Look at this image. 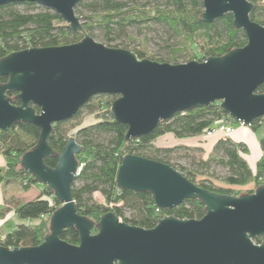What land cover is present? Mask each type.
I'll use <instances>...</instances> for the list:
<instances>
[{
    "label": "water",
    "instance_id": "1",
    "mask_svg": "<svg viewBox=\"0 0 264 264\" xmlns=\"http://www.w3.org/2000/svg\"><path fill=\"white\" fill-rule=\"evenodd\" d=\"M82 0H0L35 2L56 12L73 30L82 25L74 7ZM200 20L212 23L231 14L246 44L223 56L184 63L139 59L132 51L107 47L90 35L61 46L30 47L0 59V130L17 123L40 129L38 143L19 160L20 167L47 186L61 206L50 215L49 233L40 244L0 245V264H264V184L239 196L199 187L172 166L133 154L123 156L116 186L148 192L158 209L170 210L188 199L205 208L200 218L165 215L151 228L123 222L113 212L97 223L77 213L72 183L81 166L80 145L69 136L56 155L47 139L53 123L72 118L94 95H115L112 118L127 126L125 140L147 135L161 120L219 102L234 121L250 126L264 116V25L250 19L248 0H201ZM15 93L20 104L7 96ZM37 107L38 111L34 108ZM73 227L78 244L60 238ZM93 228L96 229L92 232Z\"/></svg>",
    "mask_w": 264,
    "mask_h": 264
},
{
    "label": "trees",
    "instance_id": "2",
    "mask_svg": "<svg viewBox=\"0 0 264 264\" xmlns=\"http://www.w3.org/2000/svg\"><path fill=\"white\" fill-rule=\"evenodd\" d=\"M252 3L250 19L264 25V0H248ZM203 11L201 0H82L74 7L82 29L73 30L56 12L35 2L8 3L0 6V59L12 51L30 47H48L73 44L90 35L107 47L132 51L139 59L146 58L158 62L184 63L191 60L203 61L208 57L223 56L229 51L246 44V35L233 24L232 15L226 14L212 23L200 20ZM151 24L165 26L178 38L174 46L167 48L166 56H157L146 50L124 42L114 43L127 37L131 39L129 28L145 30ZM1 77L0 82H5ZM258 93H264V83L258 86ZM7 96L19 105L14 93ZM98 98V102L94 100ZM115 95L97 94L92 96L76 113L65 121L53 123L47 139L54 155L44 158V163L55 167L59 154L69 136H75L80 145L76 159L81 166L72 183V196L78 214L98 222L100 216L113 212L123 222L143 228L153 227L159 218L172 215L177 218H200L205 213L204 205L197 199H188L170 209H158L148 192L119 189L116 175L123 156L133 154L168 164L178 170L188 180L210 192L239 196L252 193L264 184V135L259 139L262 155L252 170L244 154L248 152L243 142L229 138L219 139L206 159L196 157L201 152L197 147L174 146L156 147L154 141L159 136L172 133L177 138L192 137L206 133L220 121H234L219 105H207L177 113L169 119L161 120L147 135L125 140L127 126L115 121L110 106ZM37 111L38 108L34 107ZM95 115V121L79 127L74 135H67L63 124L80 115L82 110ZM253 131L264 128V116L256 118L249 126ZM40 129L31 123H17L7 131L0 130V154L5 166L0 169V183L8 185L18 182L22 191L32 186H42L39 195L31 200L19 202L10 197L3 211L11 207L20 220H30L11 227L0 236V245L8 248L30 247L41 243L49 233L51 213L61 206L46 185L39 183L19 165L22 154L32 149L39 140ZM102 136L99 140L98 138ZM176 155L186 157L188 165L172 161ZM214 164L226 170L223 177L211 172ZM244 193L237 187L248 186ZM99 191L105 204L91 199L93 192ZM127 213V214H126ZM38 220V221H35ZM96 229L93 228L92 232ZM60 238L70 244H78L79 236L73 227L62 231ZM264 242V236L255 239Z\"/></svg>",
    "mask_w": 264,
    "mask_h": 264
},
{
    "label": "crops",
    "instance_id": "3",
    "mask_svg": "<svg viewBox=\"0 0 264 264\" xmlns=\"http://www.w3.org/2000/svg\"><path fill=\"white\" fill-rule=\"evenodd\" d=\"M256 133L257 131H253L249 126L240 125L238 123L234 125V131L227 136H224L222 132H216L212 134L203 133L192 137L177 138L172 133H166L156 138V140L154 141V145L156 147H197L201 149L200 157L202 159H206L212 152L215 143L219 139L229 138L235 142H243L247 146L248 152L244 154L243 157L247 161L249 167L253 170L255 168L257 160L262 155V151L259 145V139L262 135H264V133H262L258 136ZM4 166V158L3 156H0V169ZM6 187H8V185ZM6 187L3 188V184L0 183V236L5 235L11 227L19 223L30 222V220H20L14 213L12 207L7 211H3L4 207L6 206L5 201L10 197H13V199L15 200L21 199L20 194L14 195L13 192L10 194L7 193L5 191ZM41 188L42 186L40 184H36L27 191L19 193L35 191V193H32L39 195V191L41 190Z\"/></svg>",
    "mask_w": 264,
    "mask_h": 264
},
{
    "label": "rangeland",
    "instance_id": "4",
    "mask_svg": "<svg viewBox=\"0 0 264 264\" xmlns=\"http://www.w3.org/2000/svg\"><path fill=\"white\" fill-rule=\"evenodd\" d=\"M146 0H140V2H145ZM151 4L154 3V1H161V0H149ZM163 1V0H162ZM128 33L133 39V41H130L127 39V37L122 38L120 41L117 40L114 43L118 42H124L125 44H130L131 46H134L136 48H146V50L152 54H155L157 56H166L167 54V48L169 46H174L176 42L178 41V38L174 35L173 32L169 31L165 26L158 25V24H151L149 28L145 30H141L140 28H129ZM98 33H95V40L98 41ZM95 102H98V98L94 100ZM95 121V115L93 113H88L86 109L82 110L80 115L74 119H71L63 124V127L67 130V135H74L76 130L81 127L82 125H88ZM264 133V128L257 130V135ZM102 136H100L98 139L100 140ZM0 156H2L0 154ZM196 157H200V154H195ZM173 162L181 165H188L189 161L186 159V157H180L179 155H176L174 159H172ZM214 174H216L218 177H223L226 174V170L217 164H214L210 170ZM7 185H3V188H5ZM248 186H242L237 187V190L240 193H244L247 190ZM7 193H14L20 194L21 199H17L19 202L27 201L28 199L31 200L38 195L34 194L35 191L32 192H23L19 183H13L10 182L8 184V187H6L5 190ZM36 195V196H35ZM15 197V196H14ZM91 199L95 203L99 204H105L104 197L99 191H95L91 195ZM15 200V199H14ZM127 214V213H126ZM38 221V220H35Z\"/></svg>",
    "mask_w": 264,
    "mask_h": 264
},
{
    "label": "built area",
    "instance_id": "5",
    "mask_svg": "<svg viewBox=\"0 0 264 264\" xmlns=\"http://www.w3.org/2000/svg\"><path fill=\"white\" fill-rule=\"evenodd\" d=\"M239 124L243 125L241 123H239ZM233 131H234V124L230 120L224 119V120L220 121V123L217 126H215L214 128H212L209 131H206V134L222 132L224 134V136H227L228 134H230Z\"/></svg>",
    "mask_w": 264,
    "mask_h": 264
},
{
    "label": "flooded vegetation",
    "instance_id": "6",
    "mask_svg": "<svg viewBox=\"0 0 264 264\" xmlns=\"http://www.w3.org/2000/svg\"><path fill=\"white\" fill-rule=\"evenodd\" d=\"M14 95H15V93H14Z\"/></svg>",
    "mask_w": 264,
    "mask_h": 264
}]
</instances>
